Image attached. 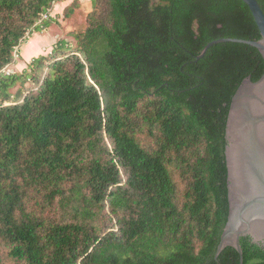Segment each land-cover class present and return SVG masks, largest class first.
Here are the masks:
<instances>
[{
	"label": "trees",
	"instance_id": "1",
	"mask_svg": "<svg viewBox=\"0 0 264 264\" xmlns=\"http://www.w3.org/2000/svg\"><path fill=\"white\" fill-rule=\"evenodd\" d=\"M57 1L0 0V264H240L232 247L215 258L225 129L232 96L264 61L231 42L198 57L215 40L258 41L248 7L90 0L75 48L58 40L2 73ZM240 246L242 264H264L261 244Z\"/></svg>",
	"mask_w": 264,
	"mask_h": 264
},
{
	"label": "water",
	"instance_id": "2",
	"mask_svg": "<svg viewBox=\"0 0 264 264\" xmlns=\"http://www.w3.org/2000/svg\"><path fill=\"white\" fill-rule=\"evenodd\" d=\"M250 10L260 39H219V43H238L255 48L264 61V14L256 0H240ZM225 158L227 167L228 215L216 248L215 258L232 247L243 262L240 238L249 236L264 247V73L252 82L242 81L231 98L226 121Z\"/></svg>",
	"mask_w": 264,
	"mask_h": 264
},
{
	"label": "rangeland",
	"instance_id": "3",
	"mask_svg": "<svg viewBox=\"0 0 264 264\" xmlns=\"http://www.w3.org/2000/svg\"><path fill=\"white\" fill-rule=\"evenodd\" d=\"M62 1H64V0H62ZM69 9H71V11ZM91 9H92V6H91V1L90 0H84V2L83 1L81 2L80 0H70V4L63 10V13L60 16H58V15L56 16L57 18H59V21H60V19H63V22L60 23V24L65 25L64 27H66V29H70L71 26H72L73 31H72V33H70L68 35L71 37V39H69V44L73 48L76 47V41L73 38V34H75L76 32L84 29V27H85V18L87 16V14L91 11ZM56 17L54 19L51 18L49 20V22L50 23L54 22V23H57L59 25V23L56 22V19H57ZM66 19L69 20L67 23H66ZM54 26L56 27V25H54ZM59 29H61V27H59ZM42 32H44V30H42L41 33ZM54 34L55 33L52 30H50L49 32H45L44 34H42L43 41H41V42L46 43L48 41H51L53 39V37L55 36ZM43 50L44 49H42V51ZM23 51H22V54H21L20 58L19 57L16 58L15 63L10 65V67H9V70L12 73H20L23 70L21 67L17 66V64L19 62L22 63V62H24L26 60ZM51 51H52V49L48 53L44 52L45 53L44 56L51 55ZM18 54H19V52H18ZM41 76H42V74H40L37 77L36 80L29 81L27 86H25V88L26 87H35L36 86V82L41 78ZM24 89L20 90L17 87V88H14L13 90H11V93L14 96H18V95H20L21 92L24 93Z\"/></svg>",
	"mask_w": 264,
	"mask_h": 264
},
{
	"label": "crops",
	"instance_id": "4",
	"mask_svg": "<svg viewBox=\"0 0 264 264\" xmlns=\"http://www.w3.org/2000/svg\"><path fill=\"white\" fill-rule=\"evenodd\" d=\"M80 1L84 2V0H80ZM69 4H70V0H64V1L58 0L54 4V6L51 8V18L54 19L57 15L60 16L63 13V10ZM68 21L69 20L66 19V23ZM56 22H58L59 25L57 23L51 22L49 24V27L44 29V32L33 33L31 35V37H29L27 39V41L19 47V49H18L19 58L22 54V51L24 50L23 53L25 55L26 60L22 63L19 62L17 64V66L24 69L31 62L32 59H34L40 55H44L45 53H48L52 49L53 45L58 40H65L66 42L69 43V39H71V37L68 34L72 33V31H73L72 26L70 29H66V27H64L65 25L60 24L63 22V19H60V21H59V18H57ZM53 24L56 25V27ZM59 27H61V29H59ZM50 30L54 31V33H55L54 34L55 36L53 37V39L51 41L46 42V43L41 42V41H43L42 34H44L45 32H49ZM42 49H44V50L42 51Z\"/></svg>",
	"mask_w": 264,
	"mask_h": 264
},
{
	"label": "built area",
	"instance_id": "5",
	"mask_svg": "<svg viewBox=\"0 0 264 264\" xmlns=\"http://www.w3.org/2000/svg\"><path fill=\"white\" fill-rule=\"evenodd\" d=\"M54 4H55V2L53 3V6H54ZM50 19H51V9L48 10V11H46V12H44V13H42V14L40 15V17L37 19V21L35 22V24H34L33 27H35V26H40V25H42L44 22L49 21ZM27 36H28V35H27ZM18 57H19L18 49H15V52H14V58H15V60H16V58H18ZM2 73L8 75V74L11 73V71L9 70V68H6V69L2 70Z\"/></svg>",
	"mask_w": 264,
	"mask_h": 264
}]
</instances>
